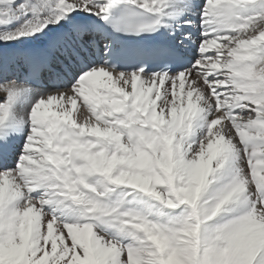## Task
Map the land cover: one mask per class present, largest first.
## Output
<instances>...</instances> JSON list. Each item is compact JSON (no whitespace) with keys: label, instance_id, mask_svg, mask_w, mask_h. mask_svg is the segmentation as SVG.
Masks as SVG:
<instances>
[{"label":"bare ground","instance_id":"obj_1","mask_svg":"<svg viewBox=\"0 0 264 264\" xmlns=\"http://www.w3.org/2000/svg\"><path fill=\"white\" fill-rule=\"evenodd\" d=\"M51 1L52 7L49 5L50 8L47 10L45 7L36 13L31 11L32 16L23 18L0 34V113L2 116L0 119V155L12 154L14 160L15 156H18L13 165L5 171H0V255L5 260L11 261H18L24 256L26 264H46L47 262L50 264H82L86 260H90L93 264H101V259H107L113 263L117 252L123 253V258L127 259L128 251H131L132 247V244L128 243L130 238L129 233L125 231L127 228L123 229V235H121V233H112L110 229L101 226L96 220L81 222L79 218L67 216L68 208H65V196L67 195H65L66 192H63L64 185L61 188L62 191L57 190L53 172L47 162L50 157L48 151L46 152L47 142L55 139L61 145L65 141V137L70 136L90 139L98 138L100 135L103 137L108 132L107 125L126 123L145 125L147 122L156 124L155 122H162L163 115L166 117L165 120L172 116L175 121L174 113L166 116L165 109L159 110L160 104H168L175 93L178 98V92H182L187 86L186 75L187 81L194 75L199 85L190 89L186 87L184 91L186 95L183 98L179 96V98L187 97L188 100H191L195 97V104L199 103V105L202 99H205L202 102H205L206 105L210 103L209 109L206 105L201 104L204 107L201 117L205 120L212 117L219 120L218 128L212 127L218 136L224 135L227 131L230 134L227 137H235L236 150H228V154L226 151V161L233 160L230 157L239 153L237 155L240 157L241 167L244 168L248 165L254 168L250 173L251 178L255 180L256 190L252 189L253 185L250 181H241V186H236L232 192L229 191L231 199L243 203L242 208L232 211L229 216L235 218L239 213H243L242 217L234 220L239 223L238 227L242 234L243 232L252 234L264 232V75L259 70V65L263 63V59L259 56L260 51L253 49L254 44L264 43V16L259 15L250 19L251 27L242 29L235 42L219 35L211 40L201 41L203 58L208 56V58L219 59L222 56H231L234 60L232 69L236 74L239 77L251 78L248 84L254 90L248 94L247 98L238 97L237 94H233V90L231 91L232 84L235 85L239 82L226 84L224 77L221 78L222 76H218L217 73L204 75L203 71L192 70H186L185 78L181 80L177 79L175 75L149 76L136 73L123 75L97 70L75 80L68 89L60 92L29 89L18 83L15 78L17 74L13 72V77H8L3 81L4 77L9 76V70H14L15 62L21 63L30 49L55 50L60 55H64L71 46L77 47L82 31L87 30L92 35L97 28L102 30L109 25L107 21L114 20L124 6L143 10L151 17L156 16L162 24L172 30L182 27L183 22L206 18L207 6L198 9L194 6L196 3L209 4L211 7L222 0ZM256 29L260 30L254 36L248 35L255 32ZM227 47H233L234 50L224 53L223 50L227 51ZM247 57L255 59L259 64L255 68L245 70L239 64L247 60ZM201 69L204 68L201 67ZM210 89L218 93V99H214L209 94ZM244 90L246 91V89ZM158 97L159 99L154 100ZM257 99L259 100L257 101ZM247 101L259 102L257 104H261V108L258 106V110H250L247 105L251 104L230 107L231 110L227 111V115L223 114L224 120L220 122L222 113L215 110L214 104L221 103L223 108ZM177 112L179 115L176 116H180L182 122L190 115L188 106L186 109L180 108ZM247 113L253 114L254 120H248L246 124L238 123V119ZM169 120L164 122L172 125ZM180 121L175 122V125ZM232 124L235 125L234 128H232ZM218 136L212 142L213 145H217ZM196 137L199 138V134ZM119 141L121 142L122 139L119 138ZM128 141L131 142L130 139ZM134 145L135 150L130 147L129 153L137 151L146 156V147L153 151L147 144L135 142ZM59 147L61 146L57 144V156L59 157L55 160L65 166V161L60 158L64 150ZM225 150V145L223 149L214 147V158L217 157L219 166L223 164L219 160ZM102 153L104 152L102 151ZM183 153L190 155L191 150H185ZM113 158L110 163L104 160V165L99 160L92 164L85 163L83 169L86 171L89 169L100 170L104 166L113 170L120 164L117 157ZM155 160L156 164H159L158 159L155 158ZM200 160L201 158L193 159V162L189 161L188 163L183 157L180 159V163H185L188 166L187 170L190 172V176L192 172L197 174L195 165H203L207 159ZM240 164L237 163L238 168ZM28 168H32L31 173L27 172ZM173 175L179 176L176 171L173 172ZM165 178L167 181L169 180L167 175ZM235 180L236 178L230 175L227 177V181H222V185L227 188L231 186L229 183ZM68 191L70 193L69 189ZM155 194L167 200L168 192L156 190ZM257 195L262 198V203L259 202V205ZM69 197L71 199L73 194ZM74 197L75 200L78 199L77 196ZM68 205L72 206L71 203ZM142 208L144 207L142 206ZM242 221L248 225H241ZM240 233L239 237L241 238Z\"/></svg>","mask_w":264,"mask_h":264},{"label":"rangeland","instance_id":"obj_2","mask_svg":"<svg viewBox=\"0 0 264 264\" xmlns=\"http://www.w3.org/2000/svg\"><path fill=\"white\" fill-rule=\"evenodd\" d=\"M47 1L0 0V34L23 18H29V15L32 16L31 11L36 13L45 7H47L46 10L50 6L52 7V1ZM259 30L256 29L255 32H251L249 35L254 36ZM34 34L36 35V32ZM223 52L227 51L223 50ZM203 64L208 67L205 72L203 71L204 75L217 73L218 76H222L221 78L224 77L226 84L238 83L241 79L235 72L229 70L233 66V61L229 57L208 58L203 61ZM259 70L264 74V62L260 65ZM191 79V81H187L186 75L187 89L199 85L194 75ZM242 82H239L241 85L239 83L232 84L231 91L237 92L238 97L244 96L247 98L252 88ZM185 89L178 92L181 98L186 95ZM179 96L176 98L175 93L172 98L176 99L170 100L168 104H160L159 109L160 111L165 109L166 116L174 113L175 121L172 116L165 120L166 117L163 115V123L107 125L108 132L103 137L100 135V139L99 137L90 139L88 137L70 136L65 137V141L61 145L56 140V147L58 144L61 146L59 148L64 150L60 158L65 161V166L55 160L59 157L56 154L51 155L53 161L48 160L47 162L48 165L54 162L53 164L56 163L59 168L64 166L61 170L63 171V192H66L65 195H67L65 196V205L71 203L74 210H77L73 215L74 217H78L81 221L94 219L105 228L110 229L112 233L123 235V229L127 228L125 231L129 233L130 238L128 243L132 244L131 251H128L129 257L124 259L123 253L117 252V257L113 263H110L107 259H101V264H264V232H254L253 234L243 232L242 234L238 227L239 223L234 222V220L242 217L243 213H239L238 217L235 218L229 216L232 211L242 208L243 203L231 199L229 195L236 186H241V181H250L253 185L252 189L256 190L255 180L251 178L250 173L253 171L251 169L254 168L248 165L242 168L240 157L237 155L239 153L230 157L233 160L226 161V151L228 154V150H236L235 137H227L230 135L227 131L222 136H218L217 133L216 135L212 127L218 128L219 120L212 117L209 121L201 117L204 112L203 106L206 105L202 101H205V99L200 100V105H203L200 106L199 103L195 104V97L188 100L187 97L181 99ZM156 99H159V97L154 98V100ZM255 102H241L223 108L220 103H217V105L214 104V108L222 113L220 116L222 118H220L221 122L224 120L223 116L227 115V111L231 110L230 107L251 104L247 105L250 110H258V106L261 108V104ZM209 105L210 103L206 105L208 109L210 108ZM187 106L190 115L182 122L180 116H176L179 115L177 110L180 108L186 109ZM249 114L247 113L237 122L246 124L248 120H254L253 114ZM0 119H2L1 113ZM168 120L172 125H175V122L178 121L180 123L172 126L164 122ZM132 121L136 120L132 119ZM232 125V128H234L235 125ZM197 134H199V138L196 137ZM217 136V145H213L212 142L217 139ZM119 138L122 139L121 142ZM129 139L131 142L128 141ZM135 142L150 145L153 151L145 146L147 149L146 156L137 151L129 153L128 149L130 147L134 149L135 145L133 146V144ZM49 143L48 141L46 152L55 145V143ZM224 145L226 150L221 154L219 160L223 163V166H219L217 157L214 158V147L217 146V149L220 147L223 149ZM189 149L191 150L190 155L182 154V152L189 151ZM203 150L205 151L203 152ZM102 151L104 153L101 154ZM113 157L120 160L119 166L113 170L104 166L100 170L89 169L86 171L83 169L85 163L90 162L92 164L99 160L104 165V160L110 163L113 161ZM183 157L186 158L188 163L189 161L193 162V159L200 158L201 160L207 159V162L205 161L203 165H195L194 168L197 174L192 172L189 176L188 166L185 163H180V159ZM155 158L158 159L159 164H156ZM237 163L240 164L239 168ZM218 167L220 168L217 169ZM31 171L32 168L27 169V172L31 173ZM174 171L178 172L179 176L175 177L173 175ZM238 174H241L242 177ZM165 175L168 176V181ZM230 175L234 176L236 180L230 182L231 186L225 188L222 184L227 181V177H230ZM156 190L168 192L167 200L156 195ZM60 191L62 189H59ZM72 194L73 197L70 199L69 196ZM74 196H77L79 200H75ZM257 199L258 205L259 202L262 203L260 195H257ZM234 204L237 207L233 206ZM242 222L241 225L247 224L245 221ZM235 236L236 238H234ZM114 240L118 241L116 238ZM140 249L141 251H139ZM65 254L68 253L65 252ZM24 258L22 256L18 261H11L5 260L0 255V264H26ZM82 264L93 263L86 260Z\"/></svg>","mask_w":264,"mask_h":264}]
</instances>
